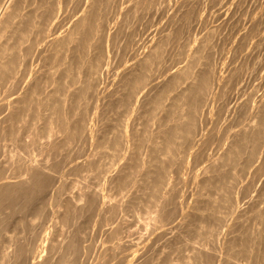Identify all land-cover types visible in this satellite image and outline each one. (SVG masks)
Segmentation results:
<instances>
[{
    "label": "rangeland",
    "instance_id": "obj_1",
    "mask_svg": "<svg viewBox=\"0 0 264 264\" xmlns=\"http://www.w3.org/2000/svg\"><path fill=\"white\" fill-rule=\"evenodd\" d=\"M6 1L7 0H5V2ZM38 1L42 3L40 7L42 10L38 9L37 12L42 14L41 22L42 23L44 22L43 23L44 25L41 24L43 25L42 27L44 28L40 26V28H42L43 30L41 31L40 29V32H42V34L40 35V43L38 46L34 47L31 50L32 52L29 53V56L26 57L28 60L25 58L24 59L25 62L24 63L22 62V64L25 66L21 67V69L25 67L29 68V69L25 68V70L22 69L23 72L26 70L28 71V72L27 71L24 72L25 73V75H23L24 77H21L23 74L22 71L18 73L19 77L23 78V80L20 81V79H18L19 80L18 81L16 79L14 80V83L13 82L4 83L6 86L3 85V87L0 85V88L2 87L0 89V108H1L0 109V120H4L6 118L5 112L7 110L5 109L6 111H4V109L2 108V107L6 108L5 107L6 105L4 106V103L6 104L9 101H11L13 98L20 95V93L22 92V89L27 88L28 86L33 84L31 82H36L35 80L38 79L37 82L39 81V84H38L39 91L41 90L44 91V84H45L44 81L53 75L56 77L59 75L60 66H58L59 68L58 69L57 65H52L53 63L50 61V59H48L47 54L43 53L41 48H43V46L49 40L53 39L54 37H57V35L58 37L61 36L63 34V31L67 27H69L76 18H80V15H81L80 13L85 3V0H60L61 1L60 5L58 4V6L57 5L54 6L56 4L55 0L54 1L53 0H47V1L46 0H33V1L23 0L24 5L22 4L21 9L22 8L23 9L22 10L20 9V13L22 14L30 13L32 11L31 9L36 7L35 5H37ZM100 1H99L100 3L99 5L96 4L97 6L96 5L95 7L93 6L94 8L91 7V13L89 14L91 19H96V20H91V22L92 21L93 22L86 29L87 32L85 36L88 37L87 38L88 40L90 39L89 47L88 48L85 47L84 49L82 48L83 51L80 50L81 54L80 52L78 54L80 55L81 59L83 60L87 59L91 61L92 63L90 62V64L93 65L92 67H90V69L87 68L88 66L86 65H85L86 68L84 69L83 68L84 65H81V68L84 71H82L81 68L79 69L83 72L81 74L83 77L82 79L83 80L85 79L83 81L84 82L83 88H81L82 91L79 90L77 93V95H80L79 97L80 99L77 97H74L76 98L75 99L76 101L73 104L71 103V105H69L70 103L69 101H66L67 103L65 102L66 106L65 104H59V106L62 105V106H65V108L69 107L71 110H73L72 112L76 113V116H74L75 114L73 113L74 117L73 116H71L72 118L67 117L69 120L67 119V121L64 122L65 126L70 127L72 130L76 129V131L73 130L71 132V134L68 136L69 139L67 137V139H65L66 142H63L64 144L61 142V141H64L63 138H60L57 141L58 143H55V147L51 148L53 146L51 144L52 145L51 147L49 145V147L47 146V148L44 147V149L43 148L40 149L41 147H39V143L36 141L37 139L35 138L37 137L36 135L39 136L40 134H42L41 130H39L40 124L37 121L41 115L38 114L39 116H36V119L34 121L36 123L34 124L35 129L33 128L32 125H29V123H31V121L28 120L29 118L25 120L27 123L24 122L21 125L18 119V117L20 118L19 115L16 117V119L11 118L10 121L12 122V124H10L11 122L9 120L4 122V124L6 125H4L3 123L0 124V127L1 126L6 127V128L3 127L5 129L1 127L3 129V132H2V129L0 128L1 129L0 133L3 134L2 136L0 135V156H1L0 163H2L0 164V175H1L0 181H2L3 177L5 179V180L3 179V182L8 181L9 179L14 180L15 178H17L16 179L17 181L19 180L18 179L19 173L17 172L24 171V168H25L24 163L21 164L20 162L21 158L20 159L18 158L20 155L23 156L22 159L24 157L27 159L31 158L30 162L35 163V165H33L32 167H36L37 165L40 166V164H43L48 169V170L46 169L45 171L47 174L43 173L44 171L41 170L39 171V174L41 175L38 174V177L31 178V179H34L33 181L35 182L29 181L28 179L26 180V182H23V184H26V186L21 183L23 187H20V189L16 188L17 190L14 192L15 194H13V196H11L12 195L11 192L4 190L5 187H3V184L5 185L6 182L4 183L0 182V184L2 185L0 186V190H1L0 192H4L2 193V195H0V203H3L4 206L8 205L7 206L8 208L5 209L4 211L3 204H0L1 211H4L3 213L0 211V216H2L0 218V222H1L0 223V233L1 234L4 233L3 235L0 234V237H2L0 238V247L1 248L3 247L4 242H5V246L9 245L8 244L9 237H17L20 240V243L18 244L20 246V253L15 256V259L17 258L16 262L17 264H19V261H21L20 264L21 263L23 264V262L24 264L26 263L28 264L29 256L27 257L28 252L26 250H28V247L30 245H33V243L31 242H34V239H37L38 241H36V243L40 244V247L38 248L37 256L42 257L48 254V249L46 248L49 246L51 242L53 241L57 242L61 240L63 241L67 239L66 235L67 236L70 235L71 237L73 236L72 238L74 240L75 245H77L78 247L82 246L80 247L82 250L80 251L82 253L80 254L78 258L77 264H89V261L91 264V261L93 259H94L92 261L93 264H122V263L128 264L132 259L140 260L141 263L139 264H153V263L154 264H181L182 256L186 253H191V251H193L192 250L193 245L191 246V243L188 240L191 241L194 238L195 239L198 238L197 240L199 241V243H201V241L203 240L202 237L204 236L201 234L200 231H198L199 233V236H198V234L196 233L197 228L195 226L199 219L205 218L208 222L209 221L214 222L215 225H214L213 232L215 233L216 231H218V235H216L217 232L213 234L212 237L215 240L211 238L213 240L212 242H210L209 246L215 245V247L216 246L221 247L222 246L221 243L223 241H225L226 244L228 243V245H226L225 247L223 246L221 247L222 249L221 251L223 252V254L221 252L222 254L221 256L218 255L216 257V255L214 256L213 254H211L212 256L210 254H208V256H205L208 259L204 257L205 261L203 264H230V263L232 264V262H230L226 256L225 257L223 256L224 253L228 252L230 254L232 253L233 255L235 254L238 257L241 256L242 252L244 251H239V252H235L232 250L229 251L228 247L230 244L234 243V241L236 242L238 240L239 235L240 236L242 235L243 237H246V238L248 237L249 228L247 227H248V224L250 223L249 220L251 219L254 220L255 217H257V214H255L254 210H258L264 207V124L262 125V127L259 126L254 129V132H255L254 139L255 140L254 139L253 140L255 143H253V141H250V142L249 141L244 142V140L239 141L241 140L240 138L243 136V131H244V134L246 131H248V130H245L244 126L249 122V120L247 119H250V116H252L253 114L252 112L257 107L259 108L261 106V108H263L260 118H261V121L264 123V118H263L264 117V106H263L264 105V0H100ZM66 2L67 4L64 6ZM45 5L46 7L48 5V7L45 8ZM60 7H63V8L61 9ZM54 8L55 9L57 8V9L55 10ZM96 13H98V16ZM50 20H53V21H50ZM93 23H94V26H93ZM45 24L47 25V27ZM14 27L15 26L12 25L11 29H13ZM108 33H109V37H108V41H106V38H107L106 36ZM47 35L48 36L50 35V36L48 37ZM112 35H114V38H113L114 40H112L111 38ZM203 41L205 42L203 43V46L200 49L199 53L197 54V52H193V50L197 47V45H199L200 42L202 43ZM90 46L93 48V50H91L92 48ZM204 46H205V50H204ZM152 47L154 48L155 51L152 50L153 49ZM107 51L108 52L110 51V52L108 53ZM149 52L151 53L153 52V53L151 54ZM157 52L158 54L156 57L155 55ZM147 53L148 55H151L153 57L151 58V61L149 60L148 63H144V62L142 63V60H144V57L147 56ZM78 55H76L77 57L75 56V61L78 60ZM87 56H89V58ZM103 56H104V59H103ZM90 57L91 58L93 57V59H91ZM29 59H31V61ZM189 59L191 61L198 60V64L192 62L190 65L191 67L189 66L190 68L188 67L185 70V72H190V73L192 72L194 74L196 72H197L196 74L200 73L199 78H201L203 81V83L201 84L202 88L201 89L199 88V90L195 93V96H193L192 98L193 99L192 102L194 101L193 105H195V107L193 106V109L196 112H192L193 109H190L191 114L189 115V117L191 119V128L188 133L189 134L191 133L190 135H192L193 133V136H190L188 133H183L180 139L182 141V142L180 141V143L183 146L180 147L181 145L178 146L175 144L176 146L174 145V147H172L175 154L176 153L177 154L169 156L168 159H170L171 162H169L170 161L169 160L168 162H166L167 165L161 164L158 166V167H162V166L169 167L168 174L170 173L169 174L170 181L166 185V190H170L171 188L172 189L170 190L171 192L168 191L169 194L170 193L171 194L168 195V198L166 200L167 202L166 216L168 220L165 219L164 226L160 230L156 229L155 231L154 229L152 230V232H149V229L145 228L144 226L145 222L147 221L146 216H144L145 206L143 203L139 202L140 195L141 196L143 195V193L139 192L141 191L140 188H142L140 185L143 186L145 182H142L141 180L135 181L131 177H130L131 179L129 177L126 178L127 177L126 173L128 171L126 172L125 170L124 172L123 170L124 172L123 173L121 170L123 168H121V166L125 167L126 165L128 166L129 164H130L129 166L132 165L131 166L132 170H130V172H132V177L134 178L141 176V174L143 173L142 171L144 168L141 169L142 165L139 164L138 162L144 158L143 152L146 151L145 149H148L150 153L153 150L152 149L153 145L148 143L150 142L148 139H151L150 135H152L151 136L152 138L154 137L153 136L155 135L154 131L157 130L159 126L161 127L160 129L164 131L169 128L170 122L166 123V121L168 118H171V116L169 115H171L172 112L171 111L167 112L166 110L167 109L170 110L171 104H173V102L175 101L174 97L177 94H179L180 90H182V88L185 86V83H183L182 81L181 83L178 82V84L177 82L176 84L175 82H173V84L172 82H170L169 84L167 81L168 79H170V77L173 75L174 72H177V70H179L178 68L182 67V65L184 66V65H187V63H190ZM95 62L96 64L98 63L97 65L99 66L100 69L97 68ZM48 67L49 69H51L50 67H53L51 69V72L53 74L52 73L49 74L48 71L50 70L48 69ZM93 68H95V70L97 69V71L99 70L98 73L95 71L96 72L95 74ZM55 69H57L56 71H58V75ZM87 69H88V72H87ZM188 69L189 71H187ZM192 69L193 71L194 70L196 71L193 72L191 71ZM132 70L134 71L135 74L133 73ZM89 72L90 74H92L93 72V74L88 75ZM32 73L34 74L32 75ZM46 73L47 75H49V77L46 76ZM75 73L76 72H74V74ZM130 74L137 76V78H140V80L133 84V82H131L132 81L131 78H133L134 76L131 75L132 76L131 77ZM30 76H31V79H29ZM125 76H126V79H125ZM127 76L130 77V79ZM146 76H147V79H146ZM217 76L219 77L217 78ZM74 77L76 78V74L73 76V79ZM220 77L221 79L219 81ZM127 78L129 81L127 80ZM212 79L213 81H211ZM24 81L25 83H23ZM26 81H29V82L27 83ZM85 81H86V85H85ZM87 81L90 83L92 82L91 83L92 85L88 83ZM139 82H140L141 87H139ZM164 82H165L164 84L165 87L170 85L171 88L168 91V95L164 94L160 97L161 98L160 99L158 98L159 92L156 93V91L159 88H161ZM220 82L223 84L221 85ZM71 83L72 82H70V84ZM80 84L82 85V82ZM143 84H146V85L144 86ZM72 85H75L76 87L75 86L73 87ZM72 85L69 88V89H72V91L78 87L77 84H72ZM173 85H175V87L178 85L179 86L175 88ZM59 86H60V93L64 92L65 90L62 91L63 90L62 88L65 87V84L63 85V83L61 82ZM133 86H136L134 87V89L140 92L135 93L136 91L132 88ZM213 86L215 90L212 89ZM50 87L51 86L47 87V89L49 90ZM219 87L222 89H220ZM52 88L53 87H51V89ZM218 88L220 89V91L218 90ZM8 89H11V90H8ZM202 92L204 93L202 94ZM213 92L214 94L216 93L215 96H213ZM127 93L129 94L128 95L130 97L129 99L127 98ZM132 93L133 94L135 93V94L133 95ZM81 94L83 95L86 94V95L83 96ZM59 96L62 99L60 94ZM118 96L119 97L122 96L121 98L123 99L126 96L125 97L126 101L124 100L125 101L124 102L123 99L120 98L121 100L120 102ZM135 96L137 100L136 98L135 99L133 98ZM164 96L167 100L163 98ZM74 98L72 101H74ZM154 98L160 101L158 105V109H157V105L154 104V102H152L153 101L152 99ZM213 98H214V102H213ZM61 99H59V101L60 103L61 102L63 103V100L61 101ZM116 99L120 103L116 101ZM130 99L133 101H131ZM147 101L149 104L150 103L152 104L150 105L147 104ZM162 101L166 105H164ZM138 102L139 103L141 102V103L139 104ZM212 102H213V105H212ZM133 103L135 104V106L136 105L137 106L135 107ZM117 104H119L120 106L119 105L116 106ZM131 107H133V109ZM153 107H156V108H153ZM154 109L156 111H154ZM172 109H175V108H171V110ZM71 110H70V113H72ZM159 110H162V111H159ZM33 111H32V114L30 115V118H35ZM127 112H129V114H127ZM120 116L122 119L120 118ZM192 117H194L195 119ZM68 121L71 125L68 124ZM89 123L90 125H88ZM72 124L73 125L76 124L75 125L76 127L73 126ZM11 127H12L11 131L12 132L14 131L16 135L12 134V132L9 131ZM192 127H194L195 129ZM201 127H205V128H201ZM7 128H8V131L6 133ZM200 128L202 129L201 131L199 130ZM26 129H28L27 133L29 132V130L31 131L30 133H28V135L33 134L36 137L33 138L34 136L29 135L31 139L33 138L32 140L30 139V137H26ZM135 129H136L135 141L137 143L134 141L133 143L134 148H132L131 150L132 153L130 152V154L129 153L126 154V157L131 156L130 157L131 160L129 158V163L122 165V162L125 161V159H122L123 158L122 156V158H119L120 160L119 159L117 160L116 165L113 164L110 166L109 163L112 160H114L116 156L119 155L118 152L121 147L120 144L122 145V143L120 142L124 141V135L130 136L131 133ZM194 130H197V131L194 132ZM262 130L263 132L261 135L260 133ZM35 131H36V134H35ZM39 131L41 133H39ZM150 131L153 133L151 134ZM199 131L201 133L203 131L202 135ZM9 132L11 133L9 134ZM121 134H124L123 138H121L122 136ZM186 134L189 135V137ZM198 134H200L201 136H198ZM29 140H31V142ZM33 141L35 143H33ZM113 141L116 144L119 143L118 144L119 146H116V144H114ZM234 141L235 142L239 141L240 146L239 148H237V150L239 151H237V153H235L233 157L231 156L232 158L231 160L233 161L230 160L228 162V165L225 167H221L220 163L219 164L214 163L213 160L215 159V157L217 158L218 154L221 153L225 149L226 143L228 142L232 143ZM106 143L108 144L105 145ZM142 143H144V145ZM177 144L179 143L177 142ZM252 144H253V147H252ZM15 145L18 146V148L20 149H18ZM30 145L31 147L32 146L33 147L31 148ZM104 146H106L107 148ZM122 152H124L125 154V150H123ZM122 152L120 151V155H124ZM238 152H240L241 154ZM9 153L11 154L15 153V156L13 157L14 158L13 161L9 159ZM19 153L21 154L19 155ZM131 154L133 155V157ZM152 154L156 156L155 152L154 153L152 152L150 155ZM141 155L143 156V158ZM86 157L87 158L89 157V158L87 159ZM32 158L35 160H33ZM118 161H122V162H118ZM30 162H27V163H30ZM96 163H97V166H96ZM109 166L110 168L107 169L106 171L101 170V168L103 169ZM112 166H114V169ZM116 166L119 167L120 169L116 173V175L117 174L118 175L115 176V177L119 176L118 177L119 180L115 181L113 179L112 181H110L106 177H109V174L111 175L112 173H115V169L117 168ZM1 167H2V170H1ZM226 167L227 169H225ZM27 168L29 167L27 166ZM27 168H25V170ZM152 168L154 170L153 166H151V170ZM20 169L22 170L20 171ZM139 169L142 171H139ZM203 169H207L208 173L204 175ZM210 170H212L213 172ZM145 171L146 169H144V172ZM42 173L44 174V176H42ZM208 174L211 177V179L214 181L210 180V182L205 184L207 186L206 187L203 185L201 181L204 180L208 176ZM224 174L232 175L234 177L233 178L234 180L233 179H230V180L233 181L234 183L231 182L230 180L224 181V184L226 183L224 187H226L227 189L225 188V192L223 195L227 197L226 198L227 201L225 197L223 196L222 198L223 200L222 202H220V206L221 207L223 206L222 212L216 215H213L214 213H212L213 210H211L212 204L210 201V196H211L210 194L216 187L215 186L216 179L213 177L214 176L223 177ZM239 176H240V179H239ZM160 177H161V174L159 175V177H157V180H155L156 182L154 183L156 186L155 188L156 193L158 192L157 190L160 189L163 183L162 182L163 179ZM38 179L41 181L42 185L40 181L38 182ZM122 179L124 181H122ZM37 182L40 184H38ZM31 183L33 184V186H31L32 185ZM159 183L160 185H158ZM35 185L38 188H36ZM233 185H235V187ZM27 187H29V190ZM211 187H212V190H211ZM18 190L19 192L23 191L24 193L25 192L26 193L24 194L22 192L19 195ZM83 192L89 199L91 207H89L86 210H83L82 212L83 214L80 213L78 216H76L77 215L76 211H71L72 205H71L70 199L76 197L78 194L83 193ZM97 192L98 193L100 192V195L103 196V197L101 196V198H103L102 202L104 201L105 204L106 203L107 204L108 203L109 204H120V209L113 211V209L108 210L106 209V207H105V210L101 208L99 206L100 202L98 198L96 197ZM156 193L154 194L156 195ZM26 195H28L27 198H26ZM144 196L142 197L145 198ZM5 197H10L11 200L14 198L13 199L14 203L10 199L7 202L6 199H4ZM15 197H16V200L17 199L18 201L21 200V202L19 201L20 203L19 202L17 203V201H15ZM29 198L30 200H28ZM22 203L23 205H21ZM59 203L60 205H57ZM229 203L231 205H229ZM26 204L27 206H25ZM16 205H18V207L20 206L21 208L19 207L20 209H17ZM213 205L216 206L215 204ZM47 206L49 207V209ZM58 206H61L59 208V210L61 209L60 210L61 213L65 211L66 213L69 214V217L71 218L69 224L61 226L59 225V223L55 222V219L52 217L53 216L52 211L57 209ZM66 208H69V209L67 210ZM135 210L138 211L137 213H139L140 215L143 214V217L136 214ZM34 213L35 214L37 213V215H34ZM134 213L136 214V216ZM221 214L222 215L224 214L226 218L222 216ZM29 215L30 216L32 215L34 217L32 216L30 217ZM51 218H53V220ZM17 219L19 220L16 221ZM28 220H30V222H28ZM107 221L111 223L108 222L109 223L108 224L106 223ZM33 222H34V226L36 224L35 227L32 224ZM3 223H5V225ZM218 223L219 224L226 223L229 228L225 227L221 231V229L220 228L218 229L217 227L218 229L217 230L216 226H218ZM16 224H18L17 227H16ZM29 224H32V225H29ZM57 226L58 227L60 226L61 228L59 227L58 229ZM15 227L18 229H16ZM19 227H21V229ZM232 228H233V233H232V230H230ZM13 230L14 232H16V234H13L14 233ZM16 230H18L19 232L17 233ZM259 230H262L261 232L264 233V227H260ZM2 231H5V232L2 233ZM115 231H117L118 234ZM112 232H115L114 234H117L118 237L117 235L111 237ZM210 232H212V230ZM47 233L49 236L48 238H47ZM56 233L58 234V236ZM147 233H150V234H147ZM223 233L225 234L222 235ZM263 233H261L263 237L261 239L262 241H260L258 245L259 252L256 253L255 255L256 257L254 256L255 252H253L254 257L251 260L253 264H264V234ZM22 235L24 237H22ZM215 235L218 236L220 239L217 238V241H216ZM19 236H21V238ZM236 236L237 238H235ZM55 237H58V239ZM59 237L61 240L59 239ZM115 237H117V239ZM18 239H17V243L19 242ZM116 245H118L117 248L115 247ZM10 246L11 245L8 246L7 250H10L13 248V247L10 248ZM99 246H102L104 249H108V250H104L102 247L100 248ZM195 246L196 247L198 246L197 248H199L198 244H196ZM82 248H86V249H82ZM118 248L120 249L118 250ZM24 250L26 252H22ZM108 251L109 253H107ZM110 252L113 253V256H112V253ZM22 253H23V256H22ZM99 254H103V256H98ZM81 255H83V257ZM26 257L27 259H24ZM220 257H221V260L223 261L220 260Z\"/></svg>",
    "mask_w": 264,
    "mask_h": 264
},
{
    "label": "bare ground",
    "instance_id": "obj_2",
    "mask_svg": "<svg viewBox=\"0 0 264 264\" xmlns=\"http://www.w3.org/2000/svg\"><path fill=\"white\" fill-rule=\"evenodd\" d=\"M30 1V0H29ZM33 1V0H32ZM47 1V0H46ZM54 1V0H53ZM56 1V4L54 5V6H58V4L60 5V0H55ZM99 1L100 0H85V3H84V6H83V8H82V10H81V15H80V18H76L74 21H73V23H71V25L69 26V27H67L64 31H63V34L61 35V36H59L58 37V35H57V37H54L53 39H51V40H47L48 42L43 46V48H41L42 49V51H43V53L44 54H47V57H48V59H50V61L53 63L52 65H57V68H58V66H60V72H59V75H58V71H56L57 69H55V71H56V73H57V77L56 76H51L53 73L51 72V69L53 68V67H50L51 69H49V67H48V69L50 70V71H48L49 72V74L50 73H52L50 76V78H48V79H46L45 81H44V91H39V86H38V84H39V81L37 82V80H35L36 82H31V83H33V84H31L30 86H28L27 88H24V89H22V92L20 93V95H18L17 97H15V98H13L11 101H9L8 103H4V106L6 107V108H4V107H2L3 109H4V111H6L5 113H6V118L4 119V117H3V119L4 120H0V124H4V122L5 121H7V120H11V118L12 119H16V117L19 115L20 116V118L18 117V119H19V121H20V123H21V125H22V123H24V122H26L25 120H27L28 118V120H30L31 121V123H29V125H32L33 126V128L35 129V125L34 124H36L34 121H35V119H36V116H39V115H41L40 116V118L39 117H37V118H39L37 121L39 122V124H40V128H39V130H41V132H42V134H40L39 136L38 135H36V136H34L33 134H29V135H31V136H34L33 138H35V139H37L36 141L39 143V147H41L40 149H44V147H46L47 148V146L49 147V145H50V147L51 148H53V147H55V143H58L57 141L60 139V138H63V140L64 141H61L62 143L63 142H66L65 141V139H67V137L71 134V132L74 130H72L70 127H68V126H65L64 125V122L65 121H67V119L68 118H70L71 116H73V113L75 114L74 116H76V113L75 112H72L73 110H71L69 107H66L65 108V106H66V101H69L70 103H69V105H71V103L73 104L76 100V98H74V97H77V98H79L80 97V95H77V93H78V91L80 90V91H82L81 90V88H83V81L85 80H83L82 78V71H84L82 68H81V65H84V69L86 68L85 67V65L86 66H88L87 68H89L90 69V67H92L93 65H91L90 64V62L91 61H89V60H83V59H81L80 58V55H78L79 54V52H80V50H82L83 51V49L85 48V47H89V41H90V39L88 40L87 38L88 37H86L85 35H86V32H87V27L89 26V25H91V23L93 22H91V20H96V19H91V17H90V13H91V7H95V5L96 4H100L101 3V1H100V3H99ZM49 2V1H48ZM24 2H23V0H7L6 2H5V0H0V85L3 87V85H5L4 83H7V82H13L14 83V80H18V79H20V81H22L23 80V78H20L19 77V75H18V73H20L21 71H22V69L23 70H25V68H22L21 69V67H23V66H25V65H23L22 64V62L24 63L25 61H24V59L27 57V56H29V53L30 52H32L31 50L34 48V47H36V46H38L39 45V43H40V35L42 34V32H40V29H41V31H43L42 30V28H44V27H42L44 24V22L42 23L41 22V16H42V14L41 13H38L37 11H38V9H41L40 7H41V5H42V3L41 2H39L38 1V3H37V5H35L36 7H34L33 9H31L32 11L30 12V13H25V14H22V13H20V9H21V7H22V4H23ZM29 3H31V2H29ZM47 3V2H46ZM45 3V4H46ZM51 4V3H50ZM67 4V2L64 4V6ZM69 4V3H68ZM24 5V4H23ZM52 5V4H51ZM50 5V6H51ZM61 5H62V3H61ZM44 6V5H43ZM97 6V5H96ZM47 7H48V5H47ZM46 7V5H45V8H47ZM67 7V6H66ZM93 7V8H94ZM103 7V6H102ZM44 8V9H45ZM61 9L63 8V7H60ZM23 9V8H22ZM21 9V10H22ZM25 9V8H24ZM29 9V8H28ZM53 9V8H52ZM51 9V10H52ZM55 9V8H54ZM57 9V8H56ZM55 9V10H56ZM58 9H59V7H58ZM42 10V9H41ZM26 11V10H25ZM49 11V10H48ZM53 11V10H52ZM24 12V11H23ZM29 12V11H28ZM47 12V11H46ZM54 12V11H53ZM60 12H61V10H60ZM94 12V11H93ZM96 12V11H95ZM48 13V12H47ZM57 13V12H56ZM103 13V12H102ZM105 13V12H104ZM58 14V13H57ZM93 14V13H92ZM97 14V16H98V13H96ZM46 15V14H45ZM70 16V15H69ZM76 16V15H75ZM93 17H95V16H93ZM106 17H107V15H106ZM26 18H28V19H26ZM30 18V19H29ZM46 18H48V17H46ZM170 18V17H169ZM50 19V18H49ZM98 19V18H97ZM103 19V18H102ZM120 20V19H119ZM50 21H53V20H50ZM107 21V20H106ZM49 22V21H48ZM118 22V21H117ZM41 24H43V25H41ZM99 24V23H98ZM12 25H14L15 27L13 28V29H11V27H12ZM46 25V24H45ZM49 25V24H48ZM117 25V24H116ZM153 25V24H152ZM40 26L42 27V28H40ZM50 26V25H49ZM57 26V25H56ZM93 26H94V23H93ZM92 26V27H93ZM108 26V25H107ZM46 27H47V25H46ZM109 27V26H108ZM117 27V26H116ZM49 28V27H48ZM46 29V28H45ZM89 29V28H88ZM115 29V28H114ZM55 30V29H54ZM97 31V30H96ZM50 32V31H49ZM100 32V31H99ZM118 32H119V30H118ZM157 32V31H156ZM168 32V31H167ZM215 32V31H214ZM51 33V32H50ZM45 34H46V32H45ZM52 34V33H51ZM50 34V35H51ZM211 34V33H210ZM49 35V36H50ZM89 35V34H88ZM97 35V34H96ZM111 35V34H110ZM168 35V34H167ZM171 35V34H170ZM48 36V35H47ZM48 36V37H49ZM92 36V35H91ZM98 36V35H97ZM208 36V35H207ZM47 37V38H48ZM107 38H106V41H108V37H109V33L107 34V36H106ZM111 38H112V40H114L113 38H114V35H112L111 36ZM111 38H109V39H111ZM175 38V37H174ZM96 39V38H95ZM162 39V38H161ZM204 39V38H203ZM211 39V38H210ZM43 40V39H42ZM45 40V41H46ZM170 40V39H169ZM173 41V40H172ZM205 41H203L202 43L200 42V44L199 45H197V47L193 50V52H197V54L199 53V51H200V49L202 48V46H203V43H204ZM106 43V42H105ZM99 44V43H98ZM131 44V43H130ZM42 45V44H41ZM156 45V44H155ZM93 46V45H92ZM110 46V45H109ZM109 46H107V47H109ZM165 46V45H164ZM206 46V45H205ZM205 46H204V50H205ZM209 46V45H208ZM42 47V46H41ZM91 47V46H90ZM94 47V46H93ZM106 47V46H105ZM137 47V46H136ZM154 47V46H153ZM152 47V48H153ZM163 47V46H162ZM192 47V46H191ZM83 48V49H82ZM92 48V47H91ZM96 48V47H95ZM156 49V48H155ZM226 49V48H225ZM38 50V49H37ZM36 50V51H37ZM87 50V49H86ZM91 50H93V48L91 49ZM91 50H89V51H91ZM108 50V49H107ZM151 50V49H150ZM152 50H154V48L152 49ZM85 51V50H84ZM155 51V50H154ZM153 51V52H154ZM159 51V50H158ZM108 52V51H107ZM106 52V53H107ZM110 52V51H109ZM108 52V53H109ZM152 52V53H153ZM190 52V51H189ZM107 53V54H108ZM149 53H151V52H149ZM151 53V54H152ZM201 53V52H200ZM33 54V53H32ZM78 55V60L77 61H75V56L76 55ZM80 54H81V52H80ZM98 54V53H97ZM157 54H158V52L156 53V57H157ZM192 54V53H191ZM160 55V54H159ZM158 55V56H159ZM97 56V55H96ZM114 56V55H113ZM138 56V55H137ZM199 56V55H198ZM45 57V56H44ZM77 57V56H76ZM81 57H83V56H81ZM88 58H89V56H87ZM153 56H151V55H148V53H147V56H145L144 57V60H142V63L144 62V63H148L149 62V60L151 61V58H152ZM203 57H204V55H203ZM84 58H85V56H84ZM91 58V57H90ZM96 58V57H95ZM194 58V57H193ZM27 59V58H26ZM47 59V60H48ZM91 59H93V57L91 58ZM103 59H104V56H103ZM143 59V58H142ZM156 59V58H155ZM186 59V58H185ZM201 59V58H200ZM28 60V59H27ZM30 61H31V59H29ZM96 60V59H95ZM182 60V59H181ZM33 61V60H32ZM97 61H98V59H97ZM96 61V62H97ZM138 61V60H137ZM26 62H28V61H26ZM96 62H95V64H96ZM165 62V61H164ZM188 62V61H187ZM189 62L190 63H187V65H182V67H180V68H178L179 70H177V72H174L173 73V75L170 77V79H168V83L170 84V82H172V84H173V82H175V84H176V82H177V84H178V82H180L181 83V81L183 82V83H185V86L182 88V90H180V92H179V94H177L175 97H174V102H173V104H171V108H175V109H172L171 110V108H170V110L169 109H167L166 111L167 112H172V114L171 115H169V113H168V115L169 116H171V118H168L167 119V121L166 120H164V121H166V123L168 122H170L169 123V128L167 129V130H162V129H160L161 127L159 126L158 128H157V130H155L154 131V134L155 135H153L154 137L152 138L151 136L152 135H150V138L151 139H148L150 142H148V143H150V144H152L153 146H152V151H151V153L153 152H155V154H156V156L155 155H153V157H152V155H150L151 153H150V151H148V149H145L146 151L145 152H143V156H144V158H143V156H142V160L141 161H139L138 163L139 164H141L142 165V167H141V169L142 168H144V169H146V171L144 172V169H143V171L142 170H140L139 169V171H142L143 173L141 174V176H139V177H136V175H135V177L136 178H134V177H132V172H130V170H132L131 169V166H121V168H123V169H121L122 170V172H123V170H124V172H125V170H126V178H132L133 180H137V181H139V180H141L142 182H145V184L142 186V185H140L142 188H140L141 189V191H139V192H141V193H143V195L142 196H144L145 198H143L141 195H140V197H139V202L140 203H143L144 204V206H145V210H144V213H145V215L144 216H146V219H147V221L145 222V228H147V229H149V232H152V230H154L155 229V231H156V229H161L163 226H164V221H165V219L166 220H168L167 219V216H166V211H167V208H166V204H167V202H166V200H167V198H168V195H170L169 194V192H171L170 190L172 189H170V190H166V185L169 183V179H170V173L168 174V166H162V167H158L159 165H163V164H166V162H168L170 159H168L169 158V156H172V155H174L175 154V152H174V150L172 149V147H174V145L176 144V145H178V146H180L181 145V143H180V139H181V135H183V133H188L189 131H190V128H191V119H190V117H189V115L191 114V111H190V109H193V106L195 107V105H193V102H192V98H193V96H195V93L199 90V88L201 89L202 87H201V84L203 83V81H202V79L201 78H199L200 76H199V74H194V73H190V72H185V70L191 65V63L193 62V63H197L198 64V60H190L189 59ZM205 62V61H204ZM92 63V62H91ZM160 63V62H159ZM34 64V63H33ZM43 64V63H42ZM45 64V63H44ZM46 64H48V63H46ZM93 64H94V62H93ZM98 64V63H97ZM96 64V66H97V68H99V66ZM186 64V63H185ZM201 64V63H200ZM28 65V64H27ZM26 65V66H27ZM51 65V66H52ZM48 66V65H47ZM50 66V65H49ZM144 66V65H143ZM198 66V65H197ZM95 67V66H94ZM156 67H158V66H156ZM191 67V66H190ZM189 67V68H190ZM56 68V67H55ZM77 68V69H76ZM82 69V71L81 70H79V69ZM96 68V67H95ZM95 68H93L94 69V72L96 71L97 73H98V71H97V69L95 70ZM140 68V67H139ZM26 69H29V68H26ZM32 69V68H31ZM100 69V68H99ZM103 69V68H102ZM105 69V68H104ZM38 70V69H37ZM36 70V71H37ZM27 71V70H26ZM26 71H24V72H26ZM41 71H43V70H41ZM93 71V70H92ZM133 71V70H132ZM187 71H189V69L187 70ZM191 71H193V69L191 70ZM194 71H196V70H194ZM193 71V72H194ZM23 72V71H22ZM23 72V74H22V76L21 77H24L23 75H25V73ZM28 72V71H27ZM40 72V71H39ZM53 72H54V70H53ZM74 72H76L75 74H76V78L74 77V79H73V76L75 75L74 74ZM87 72H88V69H87ZM91 72V71H90ZM90 72H89V74L88 75H92L93 74V72H92V74H90ZM96 72H95V74H96ZM141 72V71H140ZM169 72V71H168ZM201 72V71H200ZM43 73V72H42ZM55 73V74H56ZM133 73H134V71H133ZM29 74V73H28ZM34 73H32V75H33ZM38 74V73H37ZM128 74V73H127ZM135 74V73H134ZM138 74V73H137ZM131 75H133V74H130V76ZM142 75V74H141ZM27 76V75H26ZM46 76H48L49 77V75H47V73H46ZM134 76V75H133ZM145 76V75H144ZM33 77V76H32ZM39 77V76H38ZM93 77V76H92ZM128 77V76H127ZM132 77V76H131ZM165 77V76H164ZM219 76H217V78H218ZM34 78H36V77H34ZM90 78V77H89ZM88 78V79H89ZM120 78V77H119ZM129 79H130V77H128ZM128 78H127V80H128ZM29 79H31V76L29 77ZM45 79V78H44ZM70 79V80H69ZM88 79H86V80H88ZM94 79V78H93ZM125 79H126V76H125ZM132 79V81L131 82H133V84L134 83H136V82H138L139 80H140V78H137V76H134L133 78H131ZM141 79H142V77H141ZM144 79V78H143ZM146 79H147V76H146ZM220 79H221V77L219 78V81H220ZM91 80V79H90ZM207 80V79H206ZM217 80V79H216ZM222 80H223V78H222ZM19 81V80H18ZM32 81H34V80H32ZM68 81H69V83H68ZM92 81V80H91ZM129 81V80H128ZM144 81V80H143ZM142 81V82H143ZM146 81V80H145ZM209 81V80H208ZM211 81H213V79L211 80ZM16 82V81H15ZM27 83L29 82V81H26ZM41 82V81H40ZM63 83V85L65 84V87L64 88H62L63 90L62 91H64V92H61L60 93V86H59V84L60 83ZM70 82H72L71 84H70ZM82 82V85L80 84ZM88 82V81H87ZM166 82V81H165ZM165 82L163 83V85L161 86V88H159L157 91H156V93L157 92H159V95H158V98H160L162 95H164V94H167L168 95V91L170 90V85L169 86H167V87H165L164 86V84H165ZM210 82V81H209ZM19 83V82H18ZM22 83V82H21ZM23 83H25V81L23 82ZM26 83V84H27ZM88 83H90V82H88ZM92 83V82H91ZM90 83V84H91ZM128 83H130V82H128ZM146 83V82H145ZM207 83V82H206ZM212 83V82H211ZM12 84V83H11ZM25 84V85H26ZM72 84H77L78 85V87L76 88V89H74L73 91H72V89H69L70 88V86L72 85ZM126 84V83H125ZM217 84H219V83H217ZM220 84L222 85L223 83H221L220 82ZM21 85V84H20ZM37 85V86H36ZM85 85H86V81H85ZM89 85V84H88ZM92 85V84H91ZM128 85V84H127ZM126 85V86H127ZM131 85V84H130ZM144 86L146 85V84H143ZM180 85V84H179ZM178 85V86H179ZM212 85V84H211ZM210 85V86H211ZM221 85H220V87H221ZM6 86V85H5ZM8 86V85H7ZM12 86V85H11ZM19 86V85H18ZM43 86V85H42ZM49 86H51V87H53L52 89H51V87H50V89L48 90L47 89V87H49ZM73 87L75 86V85H72ZM80 86H82V87H80ZM137 86V85H136ZM136 86H133L132 88L134 89V87H136ZM164 86V87H163ZM174 87H175V85H173ZM178 86H176V87H178ZM181 86V85H180ZM208 86V85H207ZM214 86H216V85H214ZM214 86H213V88L212 89H214L215 90V88H214ZM1 87V88H2ZM67 87V88H66ZM72 87V88H73ZM76 87V86H75ZM87 87V86H86ZM89 87V86H88ZM129 87V86H128ZM131 87V86H130ZM139 87H141L140 86V82H139ZM175 87V88H176ZM205 87V86H204ZM219 87V88H220ZM223 87V86H222ZM0 88V89H1ZM14 88V87H13ZM21 88V87H20ZM124 88V87H123ZM127 88V87H126ZM208 88V87H207ZM218 88V90L220 91V89H222V88H220L219 89ZM18 89V88H17ZM41 89V88H40ZM47 89V90H46ZM86 89V88H85ZM139 89V88H138ZM141 89V88H140ZM178 89V88H177ZM203 89H205V88H203ZM8 90H11V89H8ZM71 90V91H70ZM128 90V89H127ZM131 90V89H130ZM129 90V91H130ZM135 90V89H134ZM134 90H133V92H134ZM142 90V89H141ZM211 90V89H210ZM214 90H212V91H214ZM136 91V90H135ZM167 91V92H166ZM205 91V90H204ZM209 91V90H208ZM66 92V93H65ZM140 91H136L135 93H139ZM201 92V91H200ZM217 92V91H216ZM134 93V94H135ZM151 93V92H150ZM155 93V94H156ZM178 93V92H177ZM204 92H202V94H203ZM206 93V92H205ZM212 93V92H211ZM59 94L61 95V97H62V99L60 98V96H59ZM84 94V93H83ZM83 94H81V95H83ZM133 94V93H132ZM133 94V95H134ZM153 94V93H152ZM154 94V95H155ZM170 94V93H169ZM216 94V93H215ZM215 94H214V92H213V96H215ZM86 95V94H85ZM85 95H83V96H85ZM120 95H122V94H120ZM129 94L127 93V98L129 99L130 97L128 96ZM131 95V94H130ZM150 95V94H149ZM91 96V95H90ZM117 96V95H116ZM144 96V95H143ZM11 97V96H10ZM93 97V96H92ZM119 97V96H118ZM118 97H116V98H118ZM122 97V96H121ZM121 97H119V100H120V98ZM126 97V96H125ZM124 97V99L123 98H121V99H123V101L126 99ZM146 97V96H145ZM157 97V96H156ZM73 98H74V101H72L73 100ZM97 98V97H96ZM134 99L136 98V96L135 97H133ZM164 99H166L165 98V96L163 97ZM169 98H170V96H169ZM195 98V97H194ZM215 98V97H214ZM214 98H213V102H214ZM59 99H61V101L63 100V103L61 102L60 103V101H59ZM80 99V98H79ZM85 99V98H84ZM132 99V98H131ZM130 99V100H131ZM145 99V98H144ZM161 99V98H160ZM212 99V98H211ZM78 100V99H77ZM97 100V99H96ZM129 100V101H130ZM136 100H137V98H136ZM153 101L152 102H154V104H156L157 105V109H158V105H159V103H160V101L159 100H156L155 98L154 99H152ZM167 100V99H166ZM170 100V99H169ZM72 101V102H71ZM94 101V100H93ZM116 101H118L117 99H116ZM115 101V102H116ZM126 101V100H125ZM124 101V102H125ZM128 101V100H127ZM131 101H133V100H131ZM66 102V103H65ZM98 102V101H97ZM119 102V101H118ZM117 102V103H118ZM120 102H121V100H120ZM119 102V103H120ZM163 102V101H162ZM213 102H212V105H213ZM135 103V102H134ZM133 103V104H134ZM137 103V102H136ZM139 103V102H138ZM141 103V102H140ZM139 103V104H140ZM143 103H145V102H143ZM59 104H65V106H62V105H60L59 106ZM80 104V103H79ZM93 104V103H92ZM123 104V103H122ZM121 104V105H122ZM132 104V103H131ZM147 104H149L148 103V101H147ZM150 104H152V103H150ZM149 104V105H150ZM153 104V105H154ZM163 104H164V102H163ZM195 104H196V102H195ZM3 105V104H2ZM119 104H117L116 106H118ZM152 105V106H153ZM155 105V106H156ZM164 105H166V104H164ZM209 105V104H208ZM211 105V106H212ZM68 106V105H67ZM73 106V105H72ZM72 106H70V107H72ZM95 106V105H94ZM120 106V105H119ZM124 106V105H123ZM126 106H128V105H126ZM134 106H135V104H134ZM137 106V105H136ZM135 106V107H136ZM210 106V105H209ZM264 106V105H263ZM80 107V106H79ZM129 107H130V105H129ZM140 107V106H139ZM198 107V106H197ZM69 108V109H68ZM76 108V107H75ZM88 108V107H87ZM117 108V107H116ZM124 108V107H123ZM128 108V107H127ZM132 109H133V107H131ZM149 108H151V107H149ZM148 108V109H149ZM153 108H156V107H153ZM1 109V108H0ZM6 109V110H5ZM74 109V108H73ZM120 109V108H119ZM137 109V108H136ZM159 109H160V107H159ZM196 109V108H195ZM211 109V108H210ZM34 110V111H33ZM70 110H71V112L72 113H70ZM77 110V109H76ZM90 110H91V108H90ZM150 110V109H149ZM163 110H165V109H163ZM197 110V109H196ZM209 110V109H208ZM207 110V111H208ZM212 110V109H211ZM32 111H33V113H34V117L35 118H30V115L32 114ZM136 111V110H135ZM140 111V110H139ZM147 111V110H146ZM154 111H156L155 109H154ZM159 111H162V110H159ZM263 111V108H261V106L258 108H256L252 113V116H250V119H247V120H249V122L244 126V128H245V130H248V131H246L245 132V134H244V131H243V136L240 138L241 140H239V141H242V140H244V142L245 141H253V143H255L254 142V134H255V132H254V129L256 128V127H259V126H261L262 127V125L264 124L262 121H261V112ZM102 112V111H101ZM121 112V111H120ZM132 112H133V110H132ZM131 112V113H132ZM149 112H151V111H149ZM158 112V111H157ZM156 112V113H157ZM192 112H196V111H194V109H193V111ZM3 113V112H2ZM126 113V112H125ZM152 113H153V111H152ZM39 114V115H38ZM87 114V113H86ZM124 114V113H123ZM127 114H129V112H127ZM134 114V113H133ZM194 114H196V113H194ZM209 114V113H208ZM211 114V113H210ZM13 117H12V116ZM120 115V114H119ZM4 116V115H3ZM73 116V117H74ZM85 116V115H84ZM111 116V115H110ZM123 116V115H122ZM125 116V115H124ZM167 116V115H166ZM197 116V115H196ZM210 116V115H209ZM68 117V118H67ZM213 117V116H212ZM72 118V117H71ZM120 118H121V116H120ZM192 118H194V117H192ZM264 118V117H263ZM75 119V118H74ZM78 119V118H77ZM83 119V118H82ZM96 119V118H95ZM122 119V118H121ZM195 119V118H194ZM193 119V120H194ZM197 119V118H196ZM69 120V119H68ZM91 120V119H90ZM94 120V119H93ZM97 120V119H96ZM117 120V119H116ZM119 120V119H118ZM192 120V121H193ZM30 121H28V122H30ZM71 121V120H70ZM77 121V120H76ZM11 122V121H10ZM86 122H88V121H86ZM157 122V121H156ZM194 122V121H193ZM195 122H196V120H195ZM27 123V122H26ZM25 123V124H26ZM72 123V122H71ZM116 123V122H115ZM123 123V122H122ZM127 123V122H126ZM125 123V124H126ZM131 123H132V121H131ZM147 123V122H146ZM145 123V124H146ZM10 124H12V122L10 123ZM15 124V123H14ZM68 124H70L69 123V121H68ZM95 124V123H94ZM93 124V125H94ZM138 124V123H137ZM4 125H6V124H4ZM9 125V124H8ZM20 125V126H21ZM24 125V124H23ZM28 125V126H29ZM71 125V124H70ZM73 125V124H72ZM76 125V124H75ZM75 125H73V126H75ZM87 125V124H86ZM88 125H90V123L88 124ZM124 125V124H123ZM147 125V124H146ZM145 125V126H146ZM162 125V124H161ZM11 126H13V125H11ZM18 126V125H17ZM27 126V125H26ZM167 126H168V124H167ZM2 128L3 127H5V126H1ZM0 127V128H1ZM9 127V126H8ZM22 127V126H21ZM76 127V126H75ZM74 127V128H75ZM85 127V126H84ZM135 127V126H134ZM163 127V126H162ZM1 128V129H2ZM6 128V127H5ZM5 128H3V129H5ZM16 128V127H15ZM30 128V127H29ZM86 128V127H85ZM97 128V127H96ZM145 128V127H144ZM147 128V127H146ZM192 128H194V127H192ZM201 128H205V127H201ZM199 129L200 131L202 130V129ZM0 129V130H1ZM3 129H2V132H3ZM22 129V128H21ZM25 129V128H24ZM88 129V128H87ZM86 129V130H87ZM120 129V128H119ZM122 129V128H121ZM154 129V128H153ZM195 129V128H194ZM260 129V128H259ZM12 130V127H11V129L9 130V131H11ZM27 130L28 129H26V137H30L29 135H28V133H30L31 131L29 130V132L27 133ZM32 130V129H31ZM80 130V129H79ZM126 130V129H125ZM140 130V129H139ZM258 130V129H257ZM7 131H8V128H7V130H6V133H7ZM74 131H76V129L74 130ZM90 131V130H89ZM135 131H136V129L131 133V135L130 136H127V135H124V134H121L120 136H121V138H123V135H124V141H121V139H120V143H122V145L120 144V150H119V152H118V156H116V158L114 159V160H112L110 163L109 162H107V163H109V165L111 166V165H113V164H115L116 165V162H117V160L119 159V158H122V156H123V158L122 159H125V161L124 160H122V161H124V162H122V161H118V162H122V165H125L126 163H129V158L131 157H126V154L127 153H129L130 154V152H131V150H132V148H134V141H135V138H136V135H135ZM137 131H138V129H137ZM195 131H197V130H194V132ZM199 131V132H200ZM204 131V130H203ZM203 131H202V133H203ZM12 132V131H11ZM11 132H9V134L11 133ZM33 132H34V130H33ZM40 131H39V133H41ZM83 132V131H82ZM151 132V131H150ZM192 132V131H191ZM205 132V131H204ZM207 132V131H206ZM262 132H263V130L261 131V135H262ZM84 133V132H83ZM93 133V132H92ZM98 133V132H97ZM153 132H151V134H152ZM201 133V132H200ZM202 133H201V135H202ZM214 133V132H213ZM5 134V133H4ZM12 134H15L16 135V133H14V131L12 132ZM11 134V135H12ZM35 134H36V131H35ZM89 134V133H88ZM116 134V133H115ZM140 134V133H139ZM189 134V133H188ZM191 134V133H190ZM189 134V135H190ZM195 134V133H194ZM206 134V133H205ZM257 134V133H256ZM0 135L2 136L3 134L2 133H0ZM7 135V134H6ZM61 135V136H60ZM85 135V134H84ZM129 135V134H128ZM187 135V134H186ZM189 135H187L188 137H189ZM200 134H198V136H201ZM204 135V134H203ZM9 136V135H8ZM19 136V135H18ZM60 136V137H59ZM72 136V135H71ZM79 136V135H78ZM107 136V135H106ZM105 136V137H106ZM190 136H193V133H192V135H190ZM234 136V135H233ZM11 137V136H10ZM22 137V136H21ZM73 137H74V135H73ZM80 137H82V136H80ZM187 137V138H188ZM204 137V136H203ZM236 137V136H235ZM258 137V136H257ZM5 138H7V137H5ZM12 138V137H11ZM16 138V137H15ZM32 138V139H33ZM97 138V137H96ZM111 138V137H110ZM144 138H145V136H144ZM143 138V139H144ZM184 138V137H183ZM234 138V137H233ZM238 138V137H237ZM30 139H31V137H30ZM31 139V140H32ZM43 139H44V141H43ZM68 139H69V137H68ZM73 139V138H72ZM176 139H178V140H176ZM189 139V138H188ZM236 139V138H235ZM254 139V140H253ZM6 140V139H5ZM31 140H29L30 142H31ZM71 140V139H70ZM140 140V139H139ZM184 140V139H183ZM193 140V139H192ZM202 140V139H201ZM234 140V139H233ZM17 141V140H16ZM80 141V140H79ZM88 141V140H87ZM93 141V140H92ZM196 141V140H195ZM231 141H232V139H231ZM239 141H234V142H232V143H226V145H225V149L221 152V153H219L218 154V156H217V158L215 157V159L213 160V162L214 163H217V164H221L220 166L221 167H225V166H227L228 165V162L232 159L231 158V156L233 157V155L235 154V153H237V151H239V150H237V148H239V146H240V142ZM257 141V140H256ZM9 142V141H8ZM60 142V141H59ZM96 142V141H95ZM108 142V141H107ZM136 142V141H135ZM177 142L179 143V144H177ZM182 142V141H181ZM208 142V141H207ZM15 143V142H14ZM29 143V142H28ZM33 143H35L34 141H33ZM32 143V144H33ZM91 143V142H90ZM110 143V142H109ZM113 143H114V141H113ZM137 143V142H136ZM248 143V142H247ZM252 143V142H251ZM259 143V142H258ZM52 144V145H51ZM61 144V143H60ZM64 144V143H63ZM108 143H106L105 145H107ZM114 144H116V143H114ZM119 144V143H118ZM118 144H116V146H119ZM140 144V143H139ZM143 145H144V143H142ZM10 145V144H9ZM14 145V144H13ZM23 145V144H22ZM58 145V144H57ZM84 145V144H83ZM147 145H149V144H147ZM146 145V146H147ZM175 145V146H176ZM259 145V144H258ZM16 146V145H15ZM62 146V145H61ZM137 146V145H136ZM177 146V147H178ZM183 145H181L180 147H182ZM245 146V145H244ZM256 146V145H255ZM17 148H18V146H16ZM25 147V146H24ZM30 147H31V145H30ZM33 147V146H32ZM31 147V148H32ZM83 147V146H82ZM93 147V146H92ZM104 147H106V146H104ZM138 147V146H137ZM190 147V146H189ZM252 147H253V144H252ZM23 148V147H22ZM30 148V149H31ZM38 148V147H37ZM107 148V147H106ZM118 148V147H117ZM248 148V147H247ZM246 148V149H247ZM12 149V148H11ZM18 149H20V148H18ZM29 149V148H28ZM36 149V148H35ZM49 149V148H48ZM56 149V148H55ZM97 149V148H96ZM104 149V148H103ZM108 149H109V147H108ZM179 149H181V148H179ZM8 150V149H7ZM13 150V149H12ZM57 150V149H56ZM71 150V149H70ZM93 150V149H92ZM100 150V149H99ZM123 150H125V154H124V152H122ZM176 150V149H175ZM261 150V149H260ZM6 151V150H5ZM23 151V150H22ZM27 151V150H26ZM30 151V150H29ZM35 151V150H34ZM49 151V150H48ZM52 151V150H51ZM60 151V150H59ZM69 151V150H68ZM117 151H118V149H117ZM120 151L124 154V155H120ZM197 151V150H196ZM241 151V150H240ZM246 151V150H245ZM53 152V151H52ZM55 152V151H54ZM62 152V151H61ZM102 152V151H101ZM109 152V151H108ZM111 152V151H110ZM113 152V151H112ZM177 152V151H176ZM51 153V152H50ZM103 153V152H102ZM132 153V152H131ZM238 153H240V152H238ZM247 153V152H246ZM4 154V153H3ZM8 154V153H7ZM21 153H19V155H20ZM35 154V153H34ZM87 154H88V152H87ZM96 154V153H95ZM128 154V155H129ZM177 154V153H176ZM175 154V155H176ZM241 154V153H240ZM244 154H245V152H244ZM27 155V154H26ZM44 155V154H43ZM99 155V154H98ZM113 155V154H112ZM132 155V154H131ZM254 155V154H253ZM15 156V153L14 154H11V153H9V159L10 160H12L13 161V157ZM28 156V155H27ZM32 156V155H31ZM30 156V157H31ZM89 156V155H88ZM100 156V155H99ZM125 156V157H124ZM136 156V155H135ZM1 157V156H0ZM22 157L23 156H19L18 158L21 160L20 162H21V164H23L24 163V167L25 168H27V166L29 167V168H27L26 170H25V168H24V171H21L22 169H20V171L21 172H17V173H19L18 174V181L16 180L17 178H15L14 180L13 179H9L8 181H4V182H6L5 183V185L3 184V187H5L4 188V190L5 191H9V192H11V196H13V194H15L14 192L17 190L16 188H19L20 189V187H23L22 186V184H23V182H26V180H28L29 179V181H33L34 179H31V178H36V177H38V174H39V171H41V170H43L42 172L43 173H46L45 171H46V169H47V167L45 166V165H43V164H40V166H36V167H32L33 165H35V163H33V162H30V160H31V158H29V159H27V158H23L22 159ZM36 157V156H35ZM42 157H44V156H42ZM55 157V156H54ZM66 157V156H65ZM102 157V156H101ZM132 157H133V155H132ZM239 157H241V156H239ZM244 157V156H243ZM17 158V159H18ZM38 158V157H37ZM87 158V157H86ZM89 158V157H88ZM87 158V159H88ZM135 158V157H134ZM134 158H133V160H134ZM235 158V157H234ZM233 158V159H234ZM33 159V158H32ZM104 159V158H103ZM102 159V160H103ZM111 159V158H110ZM141 159V158H140ZM33 160H35V159H33ZM58 160V159H57ZM120 160V159H119ZM130 160H131V158H130ZM53 161H54V159H53ZM86 161V160H85ZM231 161H233V160H231ZM5 162V161H4ZM11 162V161H10ZM27 162H30V163H27ZM106 162V161H105ZM169 162H171V160L169 161ZM48 163V162H47ZM0 164H2V163H0ZM20 164V163H19ZM20 164V165H21ZM39 164V163H38ZM119 164V163H118ZM121 164V163H120ZM173 164V163H172ZM231 164V163H230ZM12 165V164H11ZM10 165V166H11ZM15 165V164H14ZM27 165V166H26ZM140 165V166H141ZM167 165V164H166ZM174 165V164H173ZM6 166V165H5ZM87 166V165H86ZM96 166H97V163H96ZM110 166L109 167H107V168H101V170H103V171H106L107 169H109L110 168ZM119 166V165H118ZM139 166V167H140ZM151 166H153L154 167V170H153V168H152V170H151ZM175 166V165H174ZM236 166V165H235ZM22 167V166H21ZM20 167V168H21ZM53 167V166H52ZM90 167V166H89ZM113 167V169H114V166H112ZM117 167V166H116ZM238 167V166H237ZM15 168V167H14ZM48 168H50V167H48ZM91 168V167H90ZM89 168V169H90ZM219 168V167H218ZM53 169V168H52ZM93 169V168H92ZM96 169V168H95ZM99 169V168H98ZM133 169H134V167H133ZM138 169V168H137ZM209 169V168H208ZM225 169H227V167L225 168ZM1 170H2V167H1ZM14 170V169H13ZM19 170V169H18ZM48 170V169H47ZM120 169H119V167H117L116 169H115V173H112V174H114V175H110L109 174V177H106V178H108V180H110V181H112L113 179L115 180V181H118L119 180V176L118 177H115V176H117L116 175V173L119 171ZM216 170H218V169H216ZM233 170H234V168H233ZM109 171V170H108ZM136 171H138V170H136ZM210 171H212V170H210ZM231 171V170H230ZM241 171V170H240ZM9 172V171H8ZM48 172H50V171H48ZM112 172H113V170H112ZM123 172V173H124ZM170 172V171H169ZM213 172V171H212ZM219 172V171H218ZM235 172V171H234ZM2 173V172H1ZM42 173V176H44V174ZM52 173V172H51ZM86 173V172H85ZM89 173V172H88ZM97 173V172H96ZM106 173V172H105ZM109 173H111V172H109ZM120 173V172H119ZM208 172H207V169H203V174L205 175V174H207ZM220 173V172H219ZM229 173V172H228ZM11 174V173H10ZM13 174V173H12ZM37 174V175H36ZM47 174V173H46ZM108 174V173H107ZM121 174V173H120ZM119 174V175H120ZM136 174V173H135ZM161 174V177L160 178H162L163 179V183H162V186L160 187V189H158L157 191V193L155 192V188H156V186H155V180H157V177H159V175ZM211 174V173H210ZM214 174V173H213ZM216 174H217V172H216ZM233 174V173H232ZM39 175H41V174H39ZM55 175V174H54ZM124 175V174H123ZM212 175V174H211ZM236 175V174H235ZM237 175H238V173H237ZM1 176V175H0ZM13 176V175H12ZM46 176V175H45ZM90 176V175H89ZM97 176V175H96ZM122 176V175H121ZM121 176H120V178H121ZM207 176V175H206ZM217 176V175H216ZM7 177H8V175H7ZM16 177V176H15ZM88 177V176H87ZM125 177V176H124ZM236 177V176H235ZM2 178V177H1ZM14 178V177H13ZM78 178V177H77ZM86 178V177H85ZM130 178V179H131ZM213 178H215L216 179V181H215V189L212 191V193L210 194L211 196H210V201H211V206H212V209L211 210H213V212L212 213H214L213 215H216V214H218V213H221L222 212V207L220 206V202H222V198H223V194H224V192H225V188L226 187H224V185L226 184H224V181H226V180H230V179H233L234 177L232 176V175H229V174H224V176L223 177H213ZM238 178V177H237ZM3 179H4V177H3ZM3 179H2V181H0L1 183H4L3 182ZM83 179V178H82ZM81 179V180H82ZM103 179V178H102ZM124 179V178H123ZM122 179V181H124ZM159 179V178H158ZM239 179H240V176H239ZM1 180V179H0ZM5 180V179H4ZM44 180V179H43ZM210 180H212L211 179V177L209 176V174H208V176L204 179V180H202L201 182L203 183V185L204 186H206L205 184L206 183H208V182H210ZM234 180V179H233ZM40 180L38 179V182H39ZM103 181V180H102ZM212 181H214V180H212ZM211 181V182H212ZM231 181V180H230ZM33 182H35V181H33ZM32 182V183H33ZM37 182V183H38ZM82 182V181H81ZM85 182V181H84ZM131 182V181H130ZM228 182V181H227ZM231 182H233V181H231ZM22 183V184H21ZM31 183V184H32ZM40 183H41V181H40ZM40 183H38V184H40ZM138 183V182H137ZM196 183V182H195ZM234 183V182H233ZM237 183V182H236ZM28 184H30V183H28ZM27 184V185H28ZM78 184V183H77ZM102 184V183H101ZM118 184V183H117ZM232 184V183H231ZM23 185H25L26 186V184H23ZM41 185H42V183H41ZM99 185V184H98ZM103 185H104V183H103ZM158 185H160V183L158 184ZM172 185V184H171ZM0 186H2L1 184H0ZM31 186H33V184L31 185ZM36 186V185H35ZM109 186V185H108ZM112 186V185H111ZM116 186V185H115ZM228 186V185H227ZM234 187H235V185H233ZM41 187V186H40ZM39 187V188H40ZM63 187V186H62ZM75 187V186H74ZM107 187V186H106ZM203 187V186H202ZM207 187V186H206ZM208 187H210V186H208ZM233 187V188H234ZM28 188V190H29V187H27ZM31 188V187H30ZM36 188H38L37 186H36ZM35 188V189H36ZM101 188V187H100ZM113 188V187H112ZM123 188V187H122ZM175 188V187H174ZM231 188V187H230ZM34 189V188H33ZM32 189V190H33ZM138 189V188H137ZM227 189V188H226ZM240 189V188H239ZM27 190V189H26ZM27 190V191H28ZM54 190V189H53ZM59 190V189H58ZM87 190V189H86ZM211 190H212V187H211ZM1 191V190H0ZM39 191V190H38ZM37 191V192H38ZM99 191V190H98ZM132 191V190H131ZM137 191V190H136ZM169 191V192H168ZM238 191V190H237ZM240 191V190H239ZM23 192V191H22ZM22 192H19V190H18V194L20 195V193H22ZM29 192V191H28ZM35 192V191H34ZM57 192V191H56ZM114 192V191H113ZM197 192V191H196ZM1 194L0 195H2V193H4V192H0ZM24 193V192H23ZM26 193V192H25ZM24 193V194H25ZM32 193H33V191H32ZM31 193V194H32ZM54 193V192H53ZM154 193H156V195L154 194ZM233 193V192H232ZM24 194H23V196H24ZM35 194V193H34ZM97 194V198H98V200H99V202H100V204H99V206L101 207V208H103L104 210H105V207H106V209H108V210H111V209H113V211H115V210H118V209H120V204H105V202L103 201L102 202V199L103 198H101V196L102 195H100V192L98 193H96ZM102 194V193H101ZM113 194V193H112ZM22 195V194H21ZM28 195H29V193H28ZM28 195H26V198H27V196ZM36 195V194H35ZM94 195V194H93ZM120 195V194H119ZM137 195V194H136ZM226 195V194H225ZM73 196H75V195H73ZM105 196V195H104ZM231 196H233V195H231ZM20 197V196H19ZM18 197V198H19ZM29 197H31V196H29ZM103 197V196H102ZM225 197V196H224ZM227 197H225V199H226ZM2 199V198H1ZM4 199H6V201L8 202L9 201V199H10V197H5ZM14 199V198H13ZM13 199L11 200V201H13ZM24 199V198H23ZM33 199V198H32ZM96 199V198H95ZM101 199V200H100ZM3 200V199H2ZM28 200H30V198L28 199ZM97 200V199H96ZM117 200V199H116ZM229 200H231V199H229ZM234 200V199H233ZM4 201V200H3ZM15 201H17V203L20 201L21 202V200H19L18 201V199L16 200V197H15ZM24 201V200H23ZM69 201V200H68ZM70 201H71V205H72V210L71 211H76V216H78L80 213H82L83 212V210H86V209H88L89 207H91L90 206V201H89V199L87 198V196L85 195V193L83 192V193H80V194H78L76 197H74V198H71L70 199ZM144 201V202H143ZM226 201H227V199H226ZM19 202V203H20ZM54 202V201H53ZM56 202V201H55ZM182 202V201H181ZM188 202V201H187ZM238 202V201H237ZM13 203H14V201H13ZM26 203H28V202H26ZM210 203V202H209ZM235 203V202H234ZM0 204H3V203H0ZM65 204V203H64ZM92 204V203H91ZM213 204H215L216 206H214ZM225 204V203H224ZM20 205V204H19ZM21 205H23V203L21 204ZM20 205V206H21ZM51 205V204H50ZM57 205H60V203L59 204H57ZM57 205H55V206H57ZM70 205V206H71ZM181 205V204H180ZM229 205H231L230 203H229ZM8 206V205H7ZM7 206H4V204H3V209H4V211H5V209H7L8 207ZM17 206V209H20L19 207H18V205H16ZM25 206H27V204L25 205ZM122 206V205H121ZM210 206V205H209ZM2 207V206H1ZM24 207V206H23ZM44 207V206H43ZM43 207H42V209H43ZM48 207V206H47ZM61 206H58V208L57 209H55V210H53L52 211V217L55 219V222H57V223H59V225H61V226H64V225H66V224H69V222H70V220H71V218L69 217V214L68 213H66L65 211H63L62 213L60 212V210H59V208H60ZM95 207V206H94ZM15 208V207H14ZM54 208V207H53ZM227 208V207H226ZM236 208V207H235ZM9 209H10V207H9ZM36 209H38V208H36ZM48 209H49V207H48ZM67 210L69 209V208H66ZM65 209V210H66ZM13 210V209H12ZM24 210V209H23ZM93 210V209H92ZM137 210V209H136ZM135 210V211H136ZM0 211H1V208H0ZM4 211H1L2 213L4 212ZM35 211V210H34ZM48 211V210H47ZM101 211V210H100ZM255 211V214H257V217H255V219L254 220H252L251 218V220H249V224H248V227L247 228H249L248 230V232H249V235H248V237L246 238V237H243L242 235L240 236L239 235V237H238V240L235 242L233 239V241H234V243H232V244H230L229 245V247H228V250L230 251V250H232V251H235V252H239V251H244V252H242V254H241V256H237V255H233L232 253L230 254V253H228L227 252V250H226V252L227 253H224V257L226 256L227 257V259L230 261V262H232V264H253V262H251V260H252V258L256 255V253H258L259 252V249H258V245H259V243H260V241H262L261 239H262V235H261V233H263V232H261L262 230H259V228L260 227H264V207L263 208H261V209H258V210H254ZM14 212V211H13ZM68 212V211H67ZM138 211H136L135 213L136 214H138V215H140L139 213H137ZM197 212V211H196ZM31 213V212H30ZM51 213V212H50ZM134 213V214H135ZM236 213V212H235ZM83 214V213H82ZM92 214V213H91ZM136 214H135V216H136ZM225 214V213H224ZM224 214L222 215V216H224ZM234 214V213H233ZM238 214V213H237ZM5 215V214H4ZM17 215V214H16ZM33 215V214H32ZM31 215V216H32ZM34 215H37V213L35 214L34 213ZM70 215H72V214H70ZM120 215V214H119ZM205 215V214H204ZM220 215V214H219ZM6 216V215H5ZM12 216V215H11ZM27 216V215H26ZM30 216V215H29ZM28 216V217H29ZM30 216V217H31ZM76 216H75V218H76ZM98 216V215H97ZM115 216V215H114ZM121 216H122V214H121ZM141 217H143V214L142 215H140ZM202 216V215H201ZM200 216V217H201ZM231 216V215H230ZM2 216H0V218H1ZM32 217H34V216H32ZM37 217V216H36ZM40 217V216H39ZM113 217V216H112ZM117 217V216H116ZM119 217V216H118ZM215 217V216H214ZM225 218H226V216H224ZM238 217V216H237ZM5 218V217H4ZM12 218V217H11ZM53 218H51L52 220H53ZM96 218V217H95ZM169 218V217H168ZM180 218V217H179ZM184 218H185V216H184ZM202 218V217H201ZM239 218V217H238ZM254 218V217H253ZM92 219V218H91ZM122 219V218H121ZM144 219H145V217H144ZM236 219V218H235ZM6 220V219H5ZM11 220V219H10ZM19 219H17L16 221H18ZM31 220V219H30ZM30 220H28V222H30ZM35 220H36V218H35ZM38 220V219H37ZM186 220V219H185ZM197 220V219H196ZM97 221V220H96ZM99 221V220H98ZM27 222V223H28ZM32 222V221H31ZM53 222V221H52ZM109 221H107L106 223H108ZM135 222V221H134ZM1 223V222H0ZM13 223V222H12ZM80 223V222H79ZM109 223H111V222H109ZM108 223V224H109ZM4 225H5V223H3ZM3 224H2V226H3ZM14 224H15V222H14ZM33 224V226H34V222L32 223ZM32 224H29V225H32ZM71 224H72V222H71ZM78 224V223H77ZM104 224V223H103ZM181 224V223H180ZM235 224V223H234ZM17 225L18 224H16V227H17ZM85 225V224H84ZM107 225V224H106ZM116 225V224H115ZM195 225V224H194ZM214 222H208L205 218L204 219H199L198 221H197V223H196V228H197V231H196V233L198 234V236H199V233H198V231H200L201 232V234L204 236V237H202L203 238V240L201 241V243H199V241L197 240V239H192L191 241L190 240H188L190 243H191V246H192V250L193 251H191V253H186V254H184L183 256H182V258H181V264H203L204 263V261H205V256H208V254H213L214 256L216 255V257L219 255V256H221L222 254H223V252L221 251L222 249H221V247L223 246V247H225L226 245H228V243L226 244V242L225 241H223V242H225V243H221V247L220 246H216L215 247V245L213 246V245H210L209 246V244H210V242H212V240L214 239L212 236H213V234H215L216 232V235H218V231H216L215 233L213 232V229H214ZM14 226V225H13ZM35 226H36V224H35ZM34 226V227H35ZM52 226H54V225H52ZM101 226V225H100ZM15 227V228H16ZM60 227V226H59ZM59 227L57 226V228L59 229ZM66 227V226H65ZM67 227H68V225H67ZM191 227V226H190ZM217 227H218V229L220 228L221 229V231L225 228V227H228V225L226 224V223H221V224H219L218 223V226H216V229H217ZM14 228V229H15ZM20 229H21V227H19ZM27 228V227H26ZM54 228V227H53ZM61 228V227H60ZM102 228V227H101ZM112 228V227H111ZM175 228H176V226H175ZM229 228V227H228ZM246 228V227H245ZM16 229H18V228H16ZM31 229H33V228H31ZM57 229V230H58ZM151 229V230H150ZM182 229V228H181ZM180 229V230H181ZM207 229H209V230H207ZM217 229V230H218ZM41 230V229H40ZM64 230V229H63ZM67 230H68V228H67ZM111 230H113V229H111ZM114 230H115V228H114ZM212 230V232H210ZM226 230V229H225ZM230 230H232V233H233V228L232 229H230ZM17 231V233L19 232L18 230H16ZM45 231V230H44ZM55 231V230H54ZM163 231V230H162ZM3 232H5V231H2V233ZM10 232V231H9ZM13 232H14V230H13ZM43 232V231H42ZM49 232V231H48ZM116 233H117V231H115ZM115 232H112V236L111 237H113V236H115V235H117V234H114ZM157 232H158V230H157ZM175 232H176V230H175ZM7 233V232H6ZM21 233V232H20ZM154 233V232H153ZM178 233V232H177ZM1 234V233H0ZM4 234V233H3ZM3 234H1V235H3ZM13 234H16V232H14ZM23 234V233H22ZM27 234V233H26ZM36 234V233H35ZM45 234V233H44ZM52 234V233H51ZM57 234V233H56ZM81 234V233H80ZM147 234H150V233H147ZM196 234V235H197ZM201 234H200V236H201ZM225 233H223L222 235H224ZM227 234V233H226ZM231 234V233H230ZM264 234V233H263ZM41 235V234H40ZM181 235V234H180ZM186 235V234H185ZM215 235V236H216ZM10 236V235H9ZM17 236V235H16ZM45 236V235H44ZM57 236H58V234H57ZM110 236V235H109ZM108 236V237H109ZM233 236V235H232ZM235 236V235H234ZM20 238H21V236H19ZM22 237H24L23 235H22ZM30 237V236H29ZM49 236H48V233H47V238H48ZM53 237V236H52ZM51 237V238H52ZM73 237V236H72ZM70 235L69 236H67L66 235V238L67 239H65V240H61L60 239V237H59V239L61 240V241H53V242H51L50 244H49V246L46 248V249H48V254H46V255H44V256H42V257H38L37 256V253H38V248L40 247V244L39 243H36V241H38L37 239H34V242H31V243H33V245H30L29 247H28V250H26L27 252H28V254L27 253H25V254H27V257L29 256V262H28V264H77V262H78V258H79V256H80V254L82 253L81 251V248L80 247H82V246H80V247H78L77 245H75L74 244V240H73V238H72ZM117 237H118V235H117ZM117 237H115L116 239H117ZM180 237V236H179ZM227 237V236H226ZM0 238H2V237H0ZM8 238V237H7ZM37 238V237H36ZM55 238H57L58 239V237H55ZM81 238V237H80ZM201 238V239H202ZM211 238H213V239H211ZM217 238L218 239H220L218 236H216V241H217ZM230 238V237H229ZM235 238H237V236L235 237ZM17 237H9V239H8V244L9 245H11L10 246V248L11 247H13L12 249H10V250H7L8 249V246H5V242H4V245H3V243H2V245H3V247L0 249V264H17V262H16V259H15V256L17 255V254H19L20 253V246L18 245L19 243H20V240L18 239V243H17ZM173 239V238H172ZM180 239V238H179ZM30 240H32V239H30ZM50 240V239H49ZM55 240V239H54ZM215 240V239H214ZM76 241H78V240H76ZM215 241V242H216ZM220 241V240H219ZM169 242V241H168ZM228 242V241H227ZM7 243V242H6ZM76 243V242H75ZM231 243V242H230ZM117 244V243H116ZM196 244H198L199 245V248H197L195 245ZM1 245V246H2ZM12 245H14V246H12ZM86 246V245H85ZM175 246V245H174ZM24 247V246H23ZM100 248L102 247V246H99ZM116 248L118 247V245H116L115 246ZM187 247V246H186ZM98 248V247H97ZM103 248V247H102ZM260 248V247H259ZM26 249H27V247H26ZM82 249H86V248H82ZM104 249V248H103ZM120 248H118V250H119ZM187 249V248H186ZM196 249V250H195ZM225 249V248H224ZM81 250V251H80ZM97 250H99V249H97ZM104 250H108V249H104ZM123 250V249H122ZM25 250L24 251H22V252H26ZM40 251V250H39ZM99 251H101V250H99ZM110 251V250H109ZM109 251L107 252V253H109ZM134 251V250H133ZM189 251V250H188ZM221 252H222V254H221ZM253 252H255V254H254V256H253ZM102 253V252H101ZM106 253V252H105ZM110 253H112V252H110ZM241 253V252H240ZM121 254V253H120ZM142 254V253H141ZM159 254V253H158ZM164 254V253H163ZM111 255V254H110ZM161 255H162V253H161ZM165 255V254H164ZM181 255V254H180ZM22 256H23V253H22ZM40 256V255H39ZM82 257H83V255H81ZM98 256H103V254H99ZM98 256H96V257H98ZM112 256H113V253H112ZM117 256V255H116ZM132 256V255H131ZM150 256V255H149ZM173 256V255H172ZM212 256V255H211ZM19 257V256H18ZM27 257L26 258H24V259H27ZM135 257V256H134ZM134 257H132V258H134ZM145 257V256H144ZM205 257V258H204ZM210 257V256H209ZM256 257V256H255ZM102 258V257H101ZM114 258V257H113ZM136 258V257H135ZM140 258V257H139ZM204 258V259H203ZM215 258V257H214ZM19 259V258H18ZM21 259V258H20ZM24 259H22V260H24ZM80 259H81V257H80ZM83 259V258H82ZM93 259V258H92ZM124 259V258H123ZM206 259H208V258H206ZM94 260V259H93ZM92 260V261H93ZM97 260V259H96ZM113 260V259H112ZM122 260V259H121ZM126 260V259H125ZM156 260V259H155ZM176 260V259H175ZM220 260H221V257H220ZM227 260V261H228ZM19 261V260H18ZM92 261H91V264H93L92 263ZM128 261V260H127ZM167 261V260H166ZM221 261H223V260H221ZM20 262L21 261H19V264H20ZM83 263H84V261H83ZM88 263V262H87ZM122 263V262H121ZM139 263H141V261L140 260H138V259H132L128 264H139ZM220 263V262H219ZM22 264V263H21ZM23 264H24V262H23ZM27 264V263H26ZM89 264H90V261H89ZM123 264V263H122ZM154 264V263H153ZM231 264V263H230Z\"/></svg>",
    "mask_w": 264,
    "mask_h": 264
}]
</instances>
